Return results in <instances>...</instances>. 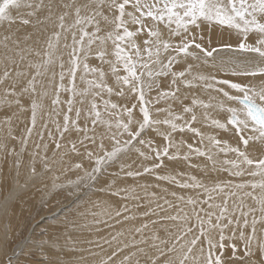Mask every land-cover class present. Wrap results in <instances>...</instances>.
Wrapping results in <instances>:
<instances>
[{"label":"snow or ice","instance_id":"6c2138e0","mask_svg":"<svg viewBox=\"0 0 264 264\" xmlns=\"http://www.w3.org/2000/svg\"><path fill=\"white\" fill-rule=\"evenodd\" d=\"M0 192V264H264V0H0Z\"/></svg>","mask_w":264,"mask_h":264},{"label":"rangeland","instance_id":"374dc122","mask_svg":"<svg viewBox=\"0 0 264 264\" xmlns=\"http://www.w3.org/2000/svg\"><path fill=\"white\" fill-rule=\"evenodd\" d=\"M29 118H30V112L23 113L22 123L17 125V127L19 128L21 132H23L24 124L28 123ZM256 154L259 155V153H256ZM21 180L23 181V176L21 177ZM52 180H53V177L51 175L46 176L44 183H47L50 185L52 183ZM140 182L142 181H138L137 183H140ZM44 183L37 182L38 187L43 188ZM128 183L132 184V181L129 180ZM152 190L154 189H149V191H152ZM156 191L159 193V190H156ZM3 194H4L3 192H0V199H2ZM140 194L143 195V193H140ZM33 197H36L38 200L37 192L35 188L30 189L29 191L24 193V199L26 200L31 199ZM92 199L93 200L97 199V196L93 195ZM61 206L63 207L59 209L60 211H57V212L54 211L60 208ZM85 207H89V205L82 204L80 210H83ZM75 210L76 208L74 205H70L68 201H64L62 198L60 202H57V200H52L49 205L43 207L42 210H40V214L38 216L34 215L33 219L30 221V226L25 227L21 235V239H23L24 237H33L35 240L46 239L47 234L52 231L53 227L56 225H59L61 221L65 219V217L71 216L75 212ZM45 213H48V216L45 215ZM0 227H2V224H0ZM31 228H33V230H32L31 235H29ZM82 238H90V237L88 236V233L85 232L84 237ZM69 255H71V253H69ZM46 258H47L46 253L38 252L35 256L29 257L28 259H30L33 262V264H43Z\"/></svg>","mask_w":264,"mask_h":264},{"label":"bare ground","instance_id":"6f19581e","mask_svg":"<svg viewBox=\"0 0 264 264\" xmlns=\"http://www.w3.org/2000/svg\"><path fill=\"white\" fill-rule=\"evenodd\" d=\"M260 146L259 145H257V148H259ZM257 153H259L258 151H257ZM67 206V205H66ZM63 206H61L60 208H58V209H56V210H54L55 212H57V211H60L59 209H61ZM64 207H65V205H64ZM59 213V212H58ZM55 214H57V213H55ZM45 215H47L48 216V213H45ZM46 216V217H47ZM54 216V215H53ZM32 230H33V228H31V231H30V234L29 235H31V233H32Z\"/></svg>","mask_w":264,"mask_h":264}]
</instances>
